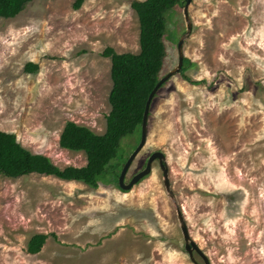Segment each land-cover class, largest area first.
I'll return each mask as SVG.
<instances>
[{"label":"rangeland","instance_id":"374dc122","mask_svg":"<svg viewBox=\"0 0 264 264\" xmlns=\"http://www.w3.org/2000/svg\"><path fill=\"white\" fill-rule=\"evenodd\" d=\"M133 1L141 0L74 9L73 0H32L0 17V130L59 167L84 165V153L61 148L59 135L66 121L104 132L111 78L102 52H138ZM184 4L168 17L166 73L186 29ZM188 13L185 74L201 83L180 73L164 82L125 182L163 152L189 235L209 264H264V0H191ZM28 62L37 71H26ZM35 233L48 237L30 254ZM0 264L195 263L154 160L129 190L0 175Z\"/></svg>","mask_w":264,"mask_h":264},{"label":"trees","instance_id":"16d2710c","mask_svg":"<svg viewBox=\"0 0 264 264\" xmlns=\"http://www.w3.org/2000/svg\"><path fill=\"white\" fill-rule=\"evenodd\" d=\"M31 1L0 0V17H15ZM84 1L73 0L72 7L78 9ZM185 1L141 0L131 3L138 20V52L117 53L111 47L102 52L103 56L110 58L111 78L107 97L110 110L105 117L104 132L97 134L84 125L66 121L59 135L58 143L61 148L84 153V165L59 167L48 156L34 153L22 146L14 133L0 130V175L16 178L36 173L65 181L82 182L91 188H97L100 182L113 183L119 187L121 168L140 139L147 97L166 73L164 67L167 51L164 38L168 31V17ZM190 65L191 60L184 56L180 75L194 84L201 83L190 80L185 74ZM37 69L36 63L28 62L25 65L26 71L35 72ZM162 86L163 84L160 88ZM149 114L150 108L148 116ZM144 166L145 164L141 169ZM47 237L48 234L44 233L33 234L27 242V252H39Z\"/></svg>","mask_w":264,"mask_h":264},{"label":"water","instance_id":"95a60500","mask_svg":"<svg viewBox=\"0 0 264 264\" xmlns=\"http://www.w3.org/2000/svg\"><path fill=\"white\" fill-rule=\"evenodd\" d=\"M190 1L191 0H186L185 4L183 6V16H184V20H185V24H186V29H185V32L180 35V37L177 41V45H176V47H177V63L171 70H169L167 73H165L158 80V82L152 88V90L150 91V93L147 97V100H146L145 106H144L143 116H142L140 139H139L137 146L129 154L128 158L126 159V161L123 165V167L121 168V171H120L119 176H118V186L122 190L131 189L136 183H138L140 180H142L145 176H147L150 173L151 167H152V162L154 160H157L159 168H160L161 173H162V183H163L164 189H165L168 197L171 199V201L175 205L177 220H178L179 227H180L182 237H183V241H184V248L187 251L190 259L195 264H199V263L195 260L194 253H196L201 258L203 264H209L208 259H207L206 255L204 254V252L191 239V237L189 235L187 225H186L184 216L182 214L181 208L177 204L175 195L171 189L169 176H168V167H167L165 155L163 152H161V151L152 152L148 156V158L145 162L144 168L139 170L138 172H136L129 179L128 182H125V175L127 173L128 168L130 167L132 161L134 160L136 155L139 153V151L143 148V146L146 142L147 118H148V112H149L151 100H152L153 96L155 95V93L157 92V90L160 88V86L162 84H164V82H166L171 76L179 73L181 70L182 63H183V57H184L183 50H182L183 42H184V39L189 35V33L191 31V27H192L190 16L188 13V6H189Z\"/></svg>","mask_w":264,"mask_h":264},{"label":"flooded vegetation","instance_id":"af4514ba","mask_svg":"<svg viewBox=\"0 0 264 264\" xmlns=\"http://www.w3.org/2000/svg\"><path fill=\"white\" fill-rule=\"evenodd\" d=\"M128 181H129V180H128ZM128 181H127V182H128Z\"/></svg>","mask_w":264,"mask_h":264}]
</instances>
